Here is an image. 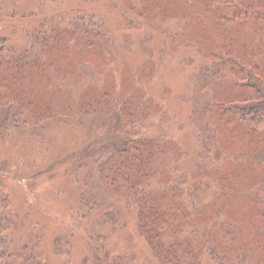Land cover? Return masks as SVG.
Instances as JSON below:
<instances>
[{
	"label": "trees",
	"instance_id": "16d2710c",
	"mask_svg": "<svg viewBox=\"0 0 264 264\" xmlns=\"http://www.w3.org/2000/svg\"><path fill=\"white\" fill-rule=\"evenodd\" d=\"M64 1L38 0L18 14L15 1L0 0V19L31 22L22 29L27 44L21 48L0 35L1 138L14 132L46 142L49 120L68 113L75 119L68 122L88 129L69 158L82 160L75 173L89 167L85 185L92 190L81 194L80 204L89 212L106 209L101 226L121 229L123 211L116 206L126 201L134 205L136 231L158 264H205V258L264 264V0H123L127 26L142 23L138 17L162 27L182 15L183 31L168 33L169 50L174 53L184 38L185 46L198 50L197 58L184 61L204 59L186 95L200 138L191 171L174 169L186 152L177 139L150 132L148 121L163 109L146 88L156 70L148 44V59L132 70L135 81L126 89L92 82L78 95L70 92L71 79L79 81L114 58L117 40L101 13L53 8ZM192 33L197 40L187 37ZM94 50L104 59L100 66L89 57ZM238 170L248 171L247 183ZM19 218L0 189V264H48L36 248L40 243H15ZM91 249L96 264L133 259L127 252L111 255L103 242ZM89 260L84 256L81 264Z\"/></svg>",
	"mask_w": 264,
	"mask_h": 264
},
{
	"label": "rangeland",
	"instance_id": "374dc122",
	"mask_svg": "<svg viewBox=\"0 0 264 264\" xmlns=\"http://www.w3.org/2000/svg\"><path fill=\"white\" fill-rule=\"evenodd\" d=\"M11 1L16 2L14 8L18 14L27 6L34 8L38 5V0ZM64 2L53 8L66 12L81 7L87 12L101 13L117 40L114 58L101 66L99 63L104 60L103 57L96 50L90 52V59L95 60L100 68L96 70V65L92 64L91 67L96 68L94 73L91 71L79 81L71 79L68 84L70 92L78 95L92 82H109L112 87L126 89L135 81L132 70L140 68L148 59L143 48L144 44H148L155 54L156 70L146 88L163 109L151 122L148 121L150 132L154 135L166 133L177 139L186 152L182 159L174 162V169L193 170L199 160L200 138L199 130L190 123L192 104L186 95H191L194 68L204 59L200 58L195 65L184 61L189 57H198L197 47L194 44L185 46L184 38L178 41L174 53L169 50L170 34L183 31L185 20L182 15L168 18L162 22V27L138 17L136 22L139 20L142 23L127 26L123 20L127 15L123 0ZM30 25L25 17H5L0 19V35L8 37L11 44L21 48L27 44L22 29ZM187 37L196 38L194 33ZM74 120L64 112L50 119L46 142L14 132L1 138L0 133V165L4 162L0 166V189L10 195L12 207L20 215L18 225L12 231L15 243L29 247L40 243L36 248L48 264H81L84 256H90L88 264H96L91 244L100 242L111 255L130 253L133 259L129 264H158L147 243L136 231L134 205L130 206L126 201L118 203L116 207L123 211L122 228L114 230L109 224H99L106 209L89 212L80 204L81 194H89L92 184L85 185L89 167H82L75 173L76 164L82 160L77 162L69 158L81 148L82 141L88 136L86 125L68 122ZM102 142L100 137L95 144L99 146ZM237 172L246 176L243 179L247 183L248 171ZM57 239H60L58 249L55 248ZM205 264L212 263L205 258Z\"/></svg>",
	"mask_w": 264,
	"mask_h": 264
}]
</instances>
